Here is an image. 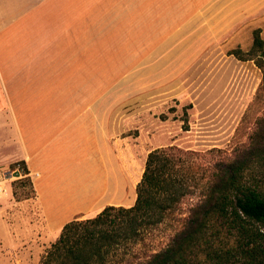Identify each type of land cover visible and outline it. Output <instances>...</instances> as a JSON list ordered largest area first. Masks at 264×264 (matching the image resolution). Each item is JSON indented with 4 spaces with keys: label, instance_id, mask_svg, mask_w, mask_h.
I'll list each match as a JSON object with an SVG mask.
<instances>
[{
    "label": "crops",
    "instance_id": "1",
    "mask_svg": "<svg viewBox=\"0 0 264 264\" xmlns=\"http://www.w3.org/2000/svg\"><path fill=\"white\" fill-rule=\"evenodd\" d=\"M212 4L0 0V169L26 163L38 236L56 239L75 218L133 205L131 152L114 140L117 105L99 95ZM4 236L0 218V260Z\"/></svg>",
    "mask_w": 264,
    "mask_h": 264
},
{
    "label": "rangeland",
    "instance_id": "2",
    "mask_svg": "<svg viewBox=\"0 0 264 264\" xmlns=\"http://www.w3.org/2000/svg\"><path fill=\"white\" fill-rule=\"evenodd\" d=\"M226 2L213 0L210 14L196 16L192 28L181 29L149 54L152 59L132 62L131 71L116 78L114 92L99 95V101L117 105L116 118L122 124L118 120L114 140H124L131 152L133 186L142 177L150 151L175 145L196 151L193 160L212 167L247 146L264 117V94L259 96L262 71L254 60L230 53L250 50L257 29L264 38V0ZM13 164L0 169L10 177L12 192L0 197L5 233L0 264H39L57 238L37 235L42 225L27 205L34 196L33 185L21 165ZM196 195L187 198L185 211L198 201ZM178 218L168 217L155 229L140 255L163 247Z\"/></svg>",
    "mask_w": 264,
    "mask_h": 264
},
{
    "label": "trees",
    "instance_id": "3",
    "mask_svg": "<svg viewBox=\"0 0 264 264\" xmlns=\"http://www.w3.org/2000/svg\"><path fill=\"white\" fill-rule=\"evenodd\" d=\"M230 53L254 60L262 71L259 96L264 94L260 29L250 50ZM196 155L175 145L150 151L135 203L108 205L94 217L67 222L39 264H264V117L250 143L230 158L203 168ZM17 164L31 181L26 163ZM193 195L198 201L185 211ZM168 217H179L174 233L141 256L147 237Z\"/></svg>",
    "mask_w": 264,
    "mask_h": 264
},
{
    "label": "built area",
    "instance_id": "4",
    "mask_svg": "<svg viewBox=\"0 0 264 264\" xmlns=\"http://www.w3.org/2000/svg\"><path fill=\"white\" fill-rule=\"evenodd\" d=\"M10 177L6 171L0 172V197L8 196L11 192L10 187L8 186Z\"/></svg>",
    "mask_w": 264,
    "mask_h": 264
}]
</instances>
